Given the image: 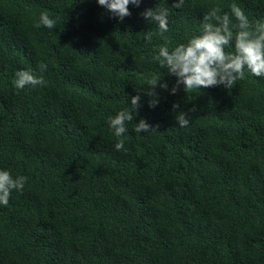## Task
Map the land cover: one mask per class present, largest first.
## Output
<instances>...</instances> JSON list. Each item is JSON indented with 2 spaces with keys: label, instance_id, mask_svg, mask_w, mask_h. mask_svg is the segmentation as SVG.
Segmentation results:
<instances>
[{
  "label": "trees",
  "instance_id": "1",
  "mask_svg": "<svg viewBox=\"0 0 264 264\" xmlns=\"http://www.w3.org/2000/svg\"><path fill=\"white\" fill-rule=\"evenodd\" d=\"M0 264H264V0H0Z\"/></svg>",
  "mask_w": 264,
  "mask_h": 264
}]
</instances>
